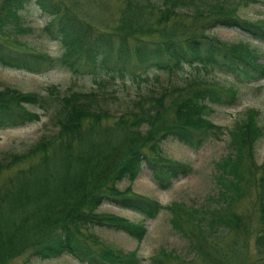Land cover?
<instances>
[{"label":"trees","instance_id":"16d2710c","mask_svg":"<svg viewBox=\"0 0 264 264\" xmlns=\"http://www.w3.org/2000/svg\"><path fill=\"white\" fill-rule=\"evenodd\" d=\"M31 1L0 0V35H9L13 27L23 29L21 10ZM34 1L49 16L44 29L59 43L60 52L51 54L24 42L0 39V62L33 72L63 67L74 73H80L79 65L87 64L113 63L119 71L223 64L235 81L264 76V64L255 48L241 41L221 40L207 29L211 25L234 27L264 39V20L240 16L237 3L231 0H120L118 15L102 26L80 18L60 0ZM143 75L132 77L148 78ZM157 88L120 95L96 89L61 92L51 84L42 93L0 81V128L40 118L36 107L51 108L52 125L51 131L42 133L27 149L0 157V172L17 167L0 185V264H10L24 255L30 263L63 254L86 264H140L135 251L100 243L93 230L109 226L141 239L145 228L97 207L108 201L155 217L163 207L160 202L134 195L130 187L122 189L117 183L124 177L134 179L143 165L161 188L168 186L171 178L186 175L191 165L166 155L163 140L173 137L200 145L202 130L212 127L220 131L207 117L212 104H233L238 98L234 84L225 87L228 98L196 80ZM256 113L257 109L248 108L245 116L228 128L230 150L215 161L218 194L212 196L214 204L201 209L210 208L204 230L222 234L245 228L246 222L236 211L228 210V205L244 195L241 181H250L244 179L245 164L250 176L258 172L259 227L254 246L262 254L264 157L257 163L254 153L263 128ZM167 207L173 212L172 228L182 231L174 206ZM188 245L195 247L190 238ZM160 253L164 255V251ZM150 261L163 264L159 256Z\"/></svg>","mask_w":264,"mask_h":264},{"label":"rangeland","instance_id":"374dc122","mask_svg":"<svg viewBox=\"0 0 264 264\" xmlns=\"http://www.w3.org/2000/svg\"><path fill=\"white\" fill-rule=\"evenodd\" d=\"M77 15L95 26L109 24L119 13L120 0H60ZM237 3L240 16L250 19L264 20V0H231ZM22 27H13L9 35H0V39L13 44L34 47L37 50L58 54L60 45L52 40L48 31L44 29L49 20L33 0L21 10ZM189 23L190 20H187ZM200 24V22H199ZM194 27V25H193ZM208 31L219 39L229 42L241 41L255 48L259 54V62L264 64V39H257L238 28L211 25ZM52 37V35H50ZM23 44V45H24ZM74 73L63 67H55L41 72L13 67L0 62V81L12 84L27 91L45 92L46 86L55 84L61 92L71 89L80 90H113L120 95H135L137 89L141 93L150 92L151 86L161 90L175 85H185L190 80L202 82L210 88L219 91L224 98L229 97V90L225 87L234 84L237 87V100L233 104L215 103L208 110L209 121L220 126V131L215 128L202 130L204 134L200 145L194 146L176 138L168 137L163 140L162 151L171 158L188 162L192 169L186 175L171 178L168 186L161 188L153 180L151 172L145 165L138 175L130 180L124 177L117 184L124 189L130 187L129 192L134 195L157 200L163 207L155 217L143 216L142 212L112 202H103L97 210L115 214L133 224L141 225L145 232L141 239L128 235L122 229L103 226L94 227L93 232L100 243L124 252L135 251L141 259L140 264H152L150 260L159 256L163 264H261L264 253L260 254L254 246L256 230L259 227V205L257 195L259 183L254 176L248 174L245 164L244 179L241 181L244 195L232 200L228 210L233 209L246 222L245 228L230 230L227 233L204 230L207 210L215 200L212 196L218 194V185L214 180L216 172L215 161L221 159L230 150L228 128H232L237 121L243 118L248 108L257 109V121L263 128V134L255 145L254 158L260 163L264 157V76L251 81H235L222 66H193L184 64L183 67H169L164 69L130 67L119 71L113 63L106 65H79ZM136 75H147L148 78ZM143 75V76H144ZM156 75V77L154 76ZM101 83V84H100ZM40 118L26 124L0 128V157L9 151H22L35 142L42 133L52 129L50 122L51 108L36 107ZM222 128V129H221ZM218 130V129H217ZM245 162V160H244ZM17 167L0 172V185L16 172ZM174 206V213L178 216L176 231L170 223L172 210L167 207ZM211 207H213L211 205ZM216 213V212H215ZM188 238L195 247L188 245ZM210 239V240H209ZM212 241H217L213 243ZM98 243V246H103ZM211 244H215L211 246ZM162 250V251H161ZM164 251V255L160 252ZM197 254V255H196ZM28 255L21 256L10 264H86L77 261L69 254L46 260L34 259L29 263ZM180 256V257H179ZM186 257V258H185Z\"/></svg>","mask_w":264,"mask_h":264}]
</instances>
